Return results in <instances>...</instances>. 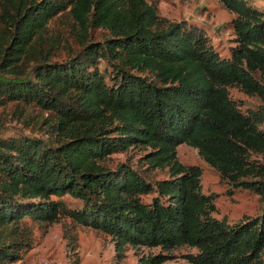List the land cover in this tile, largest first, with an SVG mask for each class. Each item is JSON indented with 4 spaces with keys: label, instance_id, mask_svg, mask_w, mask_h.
Here are the masks:
<instances>
[{
    "label": "trees",
    "instance_id": "trees-1",
    "mask_svg": "<svg viewBox=\"0 0 264 264\" xmlns=\"http://www.w3.org/2000/svg\"><path fill=\"white\" fill-rule=\"evenodd\" d=\"M218 1L235 15L229 58L202 28L147 0H0V108L22 107L18 120L35 131L0 135V264L21 260L29 221L41 229L62 219L111 237L119 259L128 246L189 247L190 264H264V210L235 224L215 218L218 195L177 156L183 144L197 149L222 181L264 204V11ZM231 88L260 104L241 105ZM137 147L169 177L109 163ZM64 231L76 251L77 235Z\"/></svg>",
    "mask_w": 264,
    "mask_h": 264
},
{
    "label": "rangeland",
    "instance_id": "rangeland-1",
    "mask_svg": "<svg viewBox=\"0 0 264 264\" xmlns=\"http://www.w3.org/2000/svg\"><path fill=\"white\" fill-rule=\"evenodd\" d=\"M147 1L156 5L160 14L173 22H186L202 28L210 37L221 57H230L231 48L235 46V35L232 28L235 15L226 10L218 0ZM251 2L264 11V0H251ZM59 25L58 22L52 24L55 29ZM101 40H103V34L101 32L95 34V41ZM66 56L67 54L62 53L56 60H63ZM256 77L264 84V74L258 73ZM230 94L235 101L246 107L253 108L254 105L260 104L259 100L247 96L239 89L231 88ZM21 108H16L14 103L7 109L0 108V135L8 137L34 135L35 131L26 124L30 119L18 120ZM26 111H29V114L41 115V112L35 108H29ZM32 118L34 119V117ZM23 121L26 123H23ZM33 122L35 123V120ZM146 151V149L137 147L126 154L113 155L109 163L111 166H117L118 164L131 165L135 170L152 179L162 180L168 178V169H155L153 171V169L148 168V164L142 162ZM177 156L179 162L184 166H197L202 169V191L205 194L218 195L215 201L217 208L214 214L215 218L219 220L226 218L230 224H235L246 217L255 218L262 214L264 204L260 202L259 197L248 191L232 189L228 183L222 181L218 172L203 160L197 149L183 144L177 148ZM252 159L260 160L261 158L254 155ZM64 200L73 208L81 204L80 201L70 196L64 197ZM143 200L150 202L152 196L144 197ZM70 223L69 219H62L59 223L40 229L29 221L28 224L32 228L33 238L29 246L20 254L21 260L10 264H141L142 258L159 254L171 257L165 264H190L185 256L197 253L196 249L189 247H181L170 253H165L161 248L128 246L124 257L119 259L111 237L92 228L77 227L75 229V227L69 225ZM65 224L78 237L76 251H73L68 243L64 231Z\"/></svg>",
    "mask_w": 264,
    "mask_h": 264
}]
</instances>
